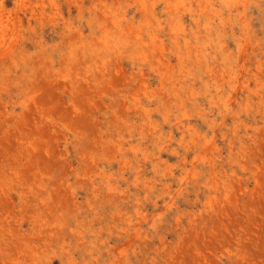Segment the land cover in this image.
<instances>
[{
    "label": "rangeland",
    "instance_id": "rangeland-1",
    "mask_svg": "<svg viewBox=\"0 0 264 264\" xmlns=\"http://www.w3.org/2000/svg\"><path fill=\"white\" fill-rule=\"evenodd\" d=\"M0 264H264V0H0Z\"/></svg>",
    "mask_w": 264,
    "mask_h": 264
},
{
    "label": "bare ground",
    "instance_id": "bare-ground-1",
    "mask_svg": "<svg viewBox=\"0 0 264 264\" xmlns=\"http://www.w3.org/2000/svg\"><path fill=\"white\" fill-rule=\"evenodd\" d=\"M205 7V6H204ZM211 7V6H210ZM203 9V8H202ZM201 9V10H202ZM206 34V33H205ZM203 38V37H202ZM190 43V42H189ZM204 53V52H203ZM203 55V54H202ZM211 55V54H210ZM184 57V56H183ZM212 70V69H211ZM218 71V70H217ZM230 83V82H229ZM178 97V96H177ZM215 107V106H214ZM210 109V108H209ZM216 112V111H215ZM203 113V112H202ZM208 116V115H207ZM201 121V120H200ZM183 130V129H182ZM183 137V136H182ZM182 140V139H181ZM194 154V153H193ZM195 156V155H194ZM184 159V158H183Z\"/></svg>",
    "mask_w": 264,
    "mask_h": 264
}]
</instances>
